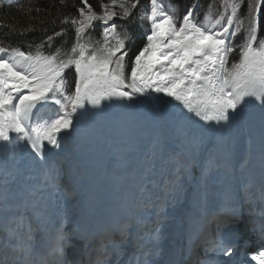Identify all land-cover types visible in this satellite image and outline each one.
I'll return each mask as SVG.
<instances>
[{"label":"snow or ice","instance_id":"1","mask_svg":"<svg viewBox=\"0 0 264 264\" xmlns=\"http://www.w3.org/2000/svg\"><path fill=\"white\" fill-rule=\"evenodd\" d=\"M262 2L249 0L242 19L238 14L245 0H221L220 15L213 20L206 12L205 21L200 23L194 17V4L178 25L174 11H165L161 0H150L149 9L141 14L151 21L150 34L127 72L125 44L129 33L118 31L110 22L132 17L139 0H100V12L88 0H81L79 18L61 20L74 29V43L66 49L64 41L48 55L39 51L33 55L0 39V142H6L0 149L24 141L32 153L43 157L45 142L59 148L60 134L73 129V118L86 105L98 107L112 99L133 101L153 93L181 102L203 121L242 120L249 105L259 108L264 116ZM212 7L210 3L209 9ZM96 21L104 27L102 39L93 42L91 37L85 39V32ZM0 27L8 29L6 35L33 30L31 25L17 29L12 23ZM242 29L244 39L233 45ZM67 33V27L54 31L36 47L51 45ZM233 53H238L239 60L229 66ZM68 69H74V90L65 78ZM49 104L58 107L49 108ZM59 178V169L49 170L44 181L58 185ZM8 197L7 191L0 193V200ZM165 204L164 199L159 204L141 200L138 210L157 209V219L138 216L116 228L87 235L66 231L62 223H34L28 206H21L0 232V264H156L153 258L160 250L159 224L165 217ZM43 214L41 206L35 219ZM260 236V248L251 257L256 264H264V227ZM211 243L228 257L237 251L235 243L223 238ZM127 245L133 250L130 259L123 261Z\"/></svg>","mask_w":264,"mask_h":264},{"label":"trees","instance_id":"2","mask_svg":"<svg viewBox=\"0 0 264 264\" xmlns=\"http://www.w3.org/2000/svg\"><path fill=\"white\" fill-rule=\"evenodd\" d=\"M165 8V11H169L170 14L175 15L177 24L179 25L180 20L183 15L192 7V5H197L194 10V17L198 23L205 21V13H209L211 18L214 20L217 18L221 11V0H200L199 5L196 4V0H161ZM88 2L93 6L94 10L100 12V0H88ZM104 2H109V0H104ZM212 3L213 7L209 9V4ZM249 0H245L242 6L241 13L243 18L247 14ZM150 0H139L137 8L133 12V16L129 17L127 20H122L117 18L113 22L117 25V30H127L129 33V40L126 41L125 50L128 52L127 57H125L126 72L130 71L132 66V61L136 54L147 43L146 36L150 34L151 21H149L146 16H141L149 9ZM172 5L171 9L168 7ZM81 0H65L64 4L60 3V0H19L14 6H7L3 2H0V24L7 25L9 23L14 24V26L19 29L21 27H28L31 25L33 30L27 32L23 35H6L8 29L6 27H0V39L5 40L6 43L12 46L21 47L22 50L29 52L33 50L36 45H39L42 40H46L47 35L53 34L54 31H60L62 28L67 27L68 33L64 37H56L51 45L45 43L44 50L47 54H51L57 46H59L64 41H67L65 48H69L75 41L74 29L69 25H64L61 20L65 17L79 18L77 9L82 7ZM31 9V11H28ZM36 9H40L37 11ZM240 15V12L238 14ZM261 23V35H264V2L261 4V11L259 14ZM245 20V19H244ZM247 20L244 22V28H247ZM104 25L96 21L93 23L92 27L87 29L85 32V39L91 37L92 41L101 40V32ZM245 31L242 29L238 33L232 43L233 45L241 44L244 39ZM238 53H233L229 57V66L232 62L238 61ZM65 78L69 81L70 90H74V69H68L65 72ZM51 104H49V107ZM69 134H72L68 131Z\"/></svg>","mask_w":264,"mask_h":264},{"label":"bare ground","instance_id":"3","mask_svg":"<svg viewBox=\"0 0 264 264\" xmlns=\"http://www.w3.org/2000/svg\"><path fill=\"white\" fill-rule=\"evenodd\" d=\"M153 94H154V96L157 99L158 110L160 112L161 120L165 124V126L167 128H169L170 121H173L174 123L177 122L178 123V127H177V125L175 123V125L173 126L174 128L169 129L170 132L171 133L178 132L177 138L179 140L180 139H184V136H188L191 132L188 130V126L187 125H189V124L186 123V122L191 120V122L193 121L192 123H195V122H198L199 119H201V118L196 116L194 112H190L181 102L176 101V100H174L171 97H167L163 93H153ZM116 102H117V99L110 100V104H114ZM106 110H107L106 124L108 126V129L106 131V135H107V139L110 141L108 146L117 147L116 146L117 143H115V141H114V139L112 137L111 129H110V125L112 123L111 120H113L114 112H113V110H112L110 105L106 108ZM203 122L205 124V126L202 128V129H205L204 130V134H203L204 137L205 136H207V137H209V136L215 137V139L213 141H214V148L217 151V155H220L221 151L223 152V155H225V151H224L225 145H229V144L232 145L231 149L234 151V153H235V155L237 157V161L236 160L230 161V159H227V161H224V164L226 166L225 169L228 172L233 171V173L235 175H240L239 174L240 173V169L243 167L244 162H246V159L248 158L250 146L254 149V144L249 143V141L247 139L246 132L243 133L244 135H241L238 132V129H240L241 127L240 126H236L237 130L234 131V132L236 133V135L238 137L241 138V139L237 140L236 138H234L235 137V133L230 132L229 130L222 131L224 128H226L225 126H227L229 124V122H225V121H221L220 123H216L215 121H203ZM234 122H238L239 125L240 124L243 125V121L241 119H237ZM128 127H130V125H128ZM179 128L182 131H179ZM243 128H244V126H243ZM244 130H245V128H244ZM172 138H174V137H172ZM231 138H233V139H231ZM178 139H176L174 141L178 143L179 142ZM132 142H134V143H132ZM3 143H6V142H3ZM121 144H127L126 146H124V145H121V146L126 147L124 149L125 150H129V151H133L136 146H139V149H142V150L148 149V144H150L152 146V142L151 143L148 142L147 137L143 136V131H142V129L140 127L138 128V131L135 133L134 136L132 135L131 137H129L128 141H125L124 143H121ZM184 144L187 145L188 144V140H186ZM172 145H174V144L171 141V146ZM175 146H177V147H179L181 149L185 147L182 144H176ZM172 147H171V151L174 152L175 151L173 149L174 147L173 148ZM235 147H236V149H235ZM8 149H10L9 152L6 153V154H3V157L4 158H9V156H11L15 161H17L18 157H17V152H16L15 148L14 147L11 148L10 145H9ZM166 149L168 150V146H166ZM194 150H195V148H194ZM202 150L203 149H201V151ZM119 151H120V149H119ZM235 151L237 153H239V155H237ZM259 154H260V152L257 153L258 157H259ZM158 155H160V154H156L155 156H158ZM179 155L182 158L183 165H189L187 160H185V158L182 156V155H184V152H180ZM80 156H81V158L84 159V165L88 166L89 167L88 169H90L92 171V173H90L87 178H86L85 175H83L82 178H79L80 181L83 183V186L85 187V189H86L87 193L89 194V196H92V198H90L88 196H85V199L96 203V202L99 201V198L96 195L98 194L99 188H100V186L97 185V181L98 180H102V182H103V181L107 180L106 179L107 174L104 171H102L101 167H99V166H101V162L103 161L101 148L94 141L87 142L85 145H82ZM13 159L9 158L10 161H13ZM259 159H260V157H259ZM19 163H20V161H17V165ZM102 163L105 166V162L103 161ZM119 164L120 163H117V166ZM88 169H86V170H88ZM125 172L126 171H123L122 174H124ZM16 175H17L16 169H12V170L11 169H0V193H3L4 191H7L9 193V197L6 200H0V205H4L8 200L14 199L17 195H22V196H26L27 195L29 189L28 190H24V191H20V192L17 193V195L15 193H13V189H10V187L12 186V184L14 183V181L16 179ZM182 175H183V173L179 172V173H177L176 176H174V179L177 180ZM111 176H113V175H111ZM248 177L251 178L252 176H248ZM157 182L160 183L162 190H163L165 185H169L167 187V190L165 192H163L165 194L163 196L164 199L175 201L171 205H173V204L180 205L181 204V201L179 203L176 202L177 200L176 199L174 200V198L172 196H169V193H168V192H170V193H174V192L180 193L181 192V191L180 192L177 191L180 188L177 185L176 181H174V184H169L167 181H165L166 183L164 184L163 182H161V179H159L157 177V179L153 181V184H158ZM221 184H222V182H218V188H219V186H222ZM41 185H42V180L39 179V186H37V189L35 190L36 192L42 193L44 191V189H43L44 187H42ZM59 185L61 187L65 188V189H67V188L75 189L74 186H72L70 184L65 185L63 183H60ZM30 188H32V186H30ZM223 188L221 189V191L225 189V188L224 189ZM180 199L182 200V197ZM217 201L220 202V200H218V199H217ZM41 206H43V205L40 204V203H35V204L28 205L29 208H35V209H37V211L41 209ZM173 206H176V205H173ZM95 208L96 207H90V209H92L90 211L93 212V213H101L100 211H97V212L93 211ZM167 209L169 210L170 213L168 214L167 217H165L163 219L164 222H161L159 224V226L163 225L165 223H168L169 222V218H168L169 216H174V215L177 216L178 215L177 209L174 210V209H171L170 207H167ZM58 211H62V209L60 208V209H58ZM5 213H7V212H5ZM131 213H133V212L130 211L128 213V216ZM63 216H64V218H68L69 214L68 213H64ZM75 218H76V216L73 215V220ZM81 218L82 217H79L77 219V221L79 222V220ZM130 219H131V217H130ZM150 219L155 220V219H157V216H153ZM206 219L207 220H202V221H206L207 222L208 219H210V215H208V217ZM2 220H4V218ZM240 221H241V219H240ZM40 222L41 221H34V223H40ZM54 222L55 221H52L51 223H54ZM210 222L212 223V221H210ZM43 223H46V222L44 221ZM253 223H254V226L255 225L257 226V221H256L255 217L249 216L244 221L239 223V226L236 229V231L239 230L240 225L250 224V225L253 226ZM0 226H3V225H0ZM68 226H70V225H68ZM69 228L70 227L65 228V229H69ZM131 231H134V230L131 229ZM0 232H3V229L0 228ZM243 237H244L243 234L239 235L240 239H242ZM206 238L207 237H205V239ZM200 243H201V239H200ZM240 247H244V246L242 245ZM179 248H180V246H176L174 248V250H173L175 259L178 258V253H180V252H178ZM248 249H249L250 253H252V255H253V252L250 250L251 248L249 247ZM235 253H238V251L235 252ZM209 257H210V254L206 255L204 260H207Z\"/></svg>","mask_w":264,"mask_h":264},{"label":"rangeland","instance_id":"4","mask_svg":"<svg viewBox=\"0 0 264 264\" xmlns=\"http://www.w3.org/2000/svg\"><path fill=\"white\" fill-rule=\"evenodd\" d=\"M162 2V1H161ZM254 3L255 0H252ZM196 4L199 5L200 0H196ZM172 6V5H169ZM168 6V7H169ZM244 14V13H243ZM243 14L240 10V17L243 19ZM246 20V19H245ZM244 20V22H245ZM152 103H155L154 110L151 111V116L154 120L157 118L160 119L161 124V116L158 112L157 99L154 94L150 97ZM109 101V102H108ZM105 100L98 107H93L92 105H86L85 109L80 110L77 113V123H76V131L77 126L80 124V132L77 131L76 140H72L69 137H66L64 134H60L62 141H60V147H55L54 149H58L56 156L60 159V167L63 170L62 173L66 172V176L70 177L74 182V188L76 190H80L83 186V183L80 181L78 172H82L81 167L78 163H71V160L63 161L62 157L67 155L72 158V152H69L68 149L75 147L76 152H78L80 146L85 145L87 142L94 141L100 146L105 145V137L107 140V146L110 141L107 139V135H105L104 129L106 127L105 118L107 116L106 108L110 105L114 112V120L111 123L112 127L115 126V132L113 131V137L117 139V141L121 144L125 141L129 140V137L138 131L140 126L139 123V115L136 111V102L135 101H127V100H118V103L110 104V100ZM258 103V102H257ZM108 105V106H107ZM83 113V115H81ZM243 125L246 130L247 139L251 144H254V149L251 147L248 154L247 162H244L243 167L241 168V174L250 173L254 177V173L256 168L259 167V161L257 159V152H255V148L264 145V116H262L259 108H255L252 105L245 110L244 118L242 119ZM130 125V127H128ZM75 126V123L74 125ZM148 134V133H147ZM152 139L149 141L152 142V153H154L153 164L158 165L160 162V155L162 156L163 161L171 160L172 163L169 167L165 168L166 171L170 174H177L182 172L184 176L185 170L183 165V161L178 154H174L171 151L170 145H168V151L172 154H168L166 158V142L167 135L163 132V124L160 125L159 122H154L153 124V135L151 131ZM168 144V142H167ZM18 148L20 146V141H17L15 144ZM65 145V146H64ZM126 146L127 144H121ZM160 150H162L160 152ZM45 155L42 157L44 160L46 159V151L44 150ZM63 152L62 156L60 153ZM259 152L262 154V150ZM161 153V154H160ZM177 153V152H176ZM156 154H160L155 156ZM215 157L213 152H210L209 158ZM67 158V157H66ZM215 160L209 161L206 174L204 177V187L206 193H212L214 190L213 180L211 178L212 172H217L221 177V182L224 186L229 187L231 191H235L234 180L230 182L231 179H235L236 176L232 172H228L222 164L220 160L215 157ZM60 169V168H59ZM263 170V169H262ZM83 173V172H82ZM262 185V194H264V184ZM228 190V193L231 194V191ZM257 205V204H256ZM222 222V217L219 219ZM224 221H227L225 219Z\"/></svg>","mask_w":264,"mask_h":264}]
</instances>
